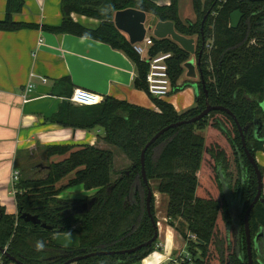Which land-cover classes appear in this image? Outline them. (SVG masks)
Masks as SVG:
<instances>
[{"label": "trees", "instance_id": "obj_1", "mask_svg": "<svg viewBox=\"0 0 264 264\" xmlns=\"http://www.w3.org/2000/svg\"><path fill=\"white\" fill-rule=\"evenodd\" d=\"M22 6V0H7L6 17L0 20V30L21 26L12 20V13ZM194 7L198 16L205 9H208L205 15L211 11L200 30L193 29L195 25L182 24L177 0H171L168 6H158L150 0H62L63 22L58 28L124 50L138 68L135 87L148 92V60L141 58L126 35L115 26V13L136 8L162 21H173L180 34L196 35L198 58L204 40L205 49L208 45L206 22L218 7L213 19V42L208 52L204 49L199 67L210 103L230 109L243 128L254 127L253 133L247 130L246 142L255 155L264 150V0H194ZM237 9L243 17L234 29L230 27L231 14ZM73 12L100 19V26L92 30L74 22ZM151 38L150 56L161 52L173 54L168 61L172 92L189 85L178 82L192 55L170 37ZM197 84L195 106L181 113L172 103L153 96L158 110L114 97L83 107L64 101L47 122L81 129L102 127L105 142L120 148L132 165L113 179L114 153L111 150L91 145L78 149L72 145H50L47 147L49 155L65 158L51 164L46 177L20 179L16 184L17 213H8L1 206L0 246L23 262L63 264L72 256L130 249L149 241L156 229L147 209L148 187L142 175L141 153L158 131L191 119L206 107V88L201 79ZM55 89L52 93H56ZM146 172L149 181H158L157 190L168 198L169 224L174 225L172 220L178 218L187 223L181 234L190 258L184 259L183 264H248L245 214L256 196L258 183L239 128L230 114L215 110L195 123L166 131L146 151ZM67 177L66 185L58 187ZM80 184L97 191L84 200L58 198L65 188ZM92 198H95L93 206L80 212L83 203ZM24 213L38 215L52 228L26 222L21 217ZM152 214L157 221L155 197ZM250 226L254 264H264L263 201L252 209ZM58 233L79 236L80 245L72 256L51 250L58 248L54 242ZM190 235H194L195 240ZM37 240L46 242L44 251L36 250ZM154 247L155 243L134 253L91 256L75 264H133L144 259ZM10 262L1 254V264Z\"/></svg>", "mask_w": 264, "mask_h": 264}, {"label": "crops", "instance_id": "obj_2", "mask_svg": "<svg viewBox=\"0 0 264 264\" xmlns=\"http://www.w3.org/2000/svg\"><path fill=\"white\" fill-rule=\"evenodd\" d=\"M22 1V9L12 13V20L21 26L0 30V202L3 205V198L10 201L12 206H3L12 214L17 213V189L12 181L15 170L19 171L20 179H37L41 175L37 168L44 162V178L51 164L65 158L58 154L49 155L47 147L50 145H72L75 149L86 145L100 146L101 127L81 129L47 122L46 119L57 113L64 101H70L74 107H83L114 97L158 110L149 92L135 87L138 68L124 50L90 36L59 30L63 22L62 0ZM150 1L158 6H168L171 2ZM6 6L7 0H0V20L6 17ZM149 15L152 14L147 13V18ZM71 19L92 30L101 23L98 18L77 12L71 14ZM159 20L153 16L150 24ZM124 34L130 42L129 36ZM146 35L154 36L153 30H148ZM195 57L192 55L191 59ZM196 69L198 73V67ZM187 73L185 70L178 84L189 85L176 92L172 90L168 97L163 98L179 113L195 106L198 94L194 86L200 79L199 74L190 77ZM41 77H45L47 82L42 83ZM31 82L34 87L25 98L26 88ZM54 87L56 93H52ZM112 146L104 141L100 147L114 153ZM255 157L263 168L264 182V150L257 151ZM68 178L61 180L58 187L66 185ZM96 191L80 184L65 188L58 198L84 200ZM156 218L159 237L154 250L133 264H183L184 259L190 258L181 234L187 223L178 218L172 220L174 225H170L167 212L156 215Z\"/></svg>", "mask_w": 264, "mask_h": 264}, {"label": "water", "instance_id": "obj_3", "mask_svg": "<svg viewBox=\"0 0 264 264\" xmlns=\"http://www.w3.org/2000/svg\"><path fill=\"white\" fill-rule=\"evenodd\" d=\"M239 1H245V0H239ZM251 1H255V0H251ZM210 12L211 11H208V13L204 16L203 21H202V25L205 23V20L208 17V15L210 14ZM242 17H243V13L241 12V10L240 9L235 10L231 14L230 27H232L234 29L237 28L239 26L241 20H242ZM146 21H147V12H145L143 10L136 9V8H127L124 10H119L115 13V16H114V22H115L116 27L120 31L126 33L129 36L130 42L132 44L143 41L146 34H147V31L153 30V34L156 38L163 39V38L170 37L175 42H177L184 50L189 52L191 55H196V51H197L196 39L193 37H187L185 35L180 34L176 30L175 24L173 21L159 20L156 24H151L148 27H146V25H145ZM205 47H206V41L204 40L202 49L199 51L198 58L190 59L189 61H187L185 63L184 67L188 70L187 74L190 77H197L199 74V78L201 79L203 86L206 88L203 72H202V69L199 67L201 65V58H202ZM197 67H198V73L196 72ZM194 87H196L195 89L198 92L199 89H198L197 84ZM206 94H207L206 107L198 115H196L195 117H193L191 119L172 123V124L164 127L163 129L158 131L151 138V140L147 143L145 148L142 150V153H141L142 175H143V179H144V181L148 187L147 209H148L149 215H150L152 222H153L155 229H156L155 235L149 241H147L143 244H140L136 247L130 248V249L113 250V251H98V252H92V253H86V254L72 256L73 250L77 249L80 245L79 236L75 233H58L55 235V241H54L55 245L58 248H51V250H57L61 254H64V253L66 254V252H67L66 255L72 256L63 264H75L78 261L83 260V259L88 258V257H91V256L134 253V252H136V251H138L144 247H148V246L154 244L157 241V239L159 237V231H158L157 221L155 220V218L152 214V201H153V198L155 195H154L153 189L150 185V181L147 177L146 151L158 138H160V136H162L166 131L170 130L171 128L181 126L184 124L195 123V122L203 119L204 117H206L212 111H215V110L225 111L235 119L236 124L239 128V131L241 133L245 153H246L247 158L250 161V163L252 164V166L255 170V173H256L257 183H258L257 193H256V196H255L253 202L251 203V205L249 206V208L247 209L246 214H245V229H246L247 243H248V264H254L253 237H252L251 226H250V214H251V211L257 202H259V201L264 202V197L262 196V193L264 190V182H263V173L259 167V164L256 160V157L249 150V148L247 146V142H246V132L249 129L250 125L243 128L241 126L240 122L238 121L237 117L234 115V113L230 109H228L224 106H220V105H212L210 103L209 98H208L207 88H206ZM262 106L264 108V102L262 103ZM257 123H258V121H255V124H257ZM94 202H95V198H92L88 202L83 203L80 212L88 211L93 206ZM1 206L2 205H0V211L2 209ZM21 217L26 222H31L34 225L40 224V225H42L43 228H48V229L52 228L51 225H48L46 222H42V220L40 219V217L38 215H32L29 213H24L21 215ZM259 234H261V233H259ZM256 241H257V237L254 239V242H256ZM0 252L2 255L7 256L12 262H14L16 264H30L27 262H23L22 260L14 257L13 255H11L7 251L6 248H2L1 246H0Z\"/></svg>", "mask_w": 264, "mask_h": 264}, {"label": "rangeland", "instance_id": "obj_4", "mask_svg": "<svg viewBox=\"0 0 264 264\" xmlns=\"http://www.w3.org/2000/svg\"><path fill=\"white\" fill-rule=\"evenodd\" d=\"M201 1H203V0H201ZM177 9H178V17H179V20L182 22V24H184L185 26L195 25L193 27V29L200 30L202 19H203L204 15H205V13H206V11L208 9H205L204 12L198 16V14H197V12L195 10V7H194V0H177ZM217 9H218V7L214 9L213 13L210 15V17L207 20L206 25H205V28L207 27L206 28L207 29V34H209V39L207 40L208 41L207 44H210V43L213 42V36H214V33H213V19L216 16ZM152 17H153L152 15H149L148 18H147L146 24L148 26L151 25L150 21H151ZM193 38L196 39V35L193 36ZM209 49H210V47L207 46L205 51L208 52ZM195 58H197V57H195ZM185 70H187V69H185ZM248 131H249V133H253L254 127L250 126ZM103 132H104V129H103ZM103 132L99 133L100 138H99L98 145H100V146H102L104 141H105V139H104L105 133H103ZM100 146H98V147H100ZM111 149H113L114 156H115L114 157L113 169H112V178L116 179V178H118L121 175L120 172H122L123 170H126L129 167H131L132 162L124 154V152L121 149H119L117 147H113V146H112ZM36 163H38V162H36ZM37 170L38 171L40 170V172H41V175L37 176V177H39L37 179L43 178V176H44L43 173H45V171H46L45 163L43 162L42 166L38 167ZM18 182H16V184ZM16 184H15V186H16ZM152 184H153V186H152ZM151 186H152V189H153V192H154V195H155L154 197H155L156 215H159V216H161L163 214L165 215L166 210H167V204H168L167 203L168 202L167 199L168 198H167V196H163V195L160 196V194L158 193V190H157L158 181L153 180V182L151 183ZM2 200H3L2 203H3L4 206H6V207L12 206L11 204H9L10 201H8V200H6L4 198Z\"/></svg>", "mask_w": 264, "mask_h": 264}, {"label": "built area", "instance_id": "obj_5", "mask_svg": "<svg viewBox=\"0 0 264 264\" xmlns=\"http://www.w3.org/2000/svg\"><path fill=\"white\" fill-rule=\"evenodd\" d=\"M42 43V41H40ZM153 45V39L146 35L144 40L133 44L134 50L143 58L149 55V48ZM211 47L210 44L207 45ZM172 52H161L155 56H149L148 60L149 69L146 75V82L148 84V92L151 96L163 99L169 96L172 91V81L169 74L168 61L172 57ZM42 83H46L47 79L41 77ZM34 84L31 82L28 84L25 91V98L27 94L31 92ZM20 180L19 171L15 170L12 174V181L14 183ZM195 240L194 235H190ZM183 262V261H182Z\"/></svg>", "mask_w": 264, "mask_h": 264}, {"label": "clouds", "instance_id": "obj_6", "mask_svg": "<svg viewBox=\"0 0 264 264\" xmlns=\"http://www.w3.org/2000/svg\"><path fill=\"white\" fill-rule=\"evenodd\" d=\"M35 248L38 252H42L46 248V242L44 240H37L35 243Z\"/></svg>", "mask_w": 264, "mask_h": 264}, {"label": "bare ground", "instance_id": "obj_7", "mask_svg": "<svg viewBox=\"0 0 264 264\" xmlns=\"http://www.w3.org/2000/svg\"><path fill=\"white\" fill-rule=\"evenodd\" d=\"M2 205V204H1ZM3 206V205H2Z\"/></svg>", "mask_w": 264, "mask_h": 264}]
</instances>
